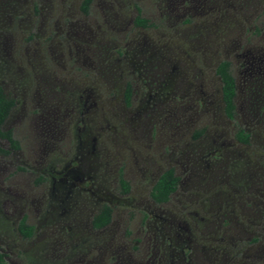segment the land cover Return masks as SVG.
I'll use <instances>...</instances> for the list:
<instances>
[{
    "label": "rangeland",
    "instance_id": "rangeland-1",
    "mask_svg": "<svg viewBox=\"0 0 264 264\" xmlns=\"http://www.w3.org/2000/svg\"><path fill=\"white\" fill-rule=\"evenodd\" d=\"M82 1L0 0L3 129L20 143L0 158L7 264H264V0ZM170 168L178 189L157 205Z\"/></svg>",
    "mask_w": 264,
    "mask_h": 264
},
{
    "label": "trees",
    "instance_id": "trees-1",
    "mask_svg": "<svg viewBox=\"0 0 264 264\" xmlns=\"http://www.w3.org/2000/svg\"><path fill=\"white\" fill-rule=\"evenodd\" d=\"M95 0H83L81 4V11L88 15L90 13L91 6ZM135 26L141 28H149V21L139 14L135 19ZM216 74L222 82V99L225 105V113L230 120L235 118V98L237 95L236 79L231 71V63L229 61H221L216 69ZM131 88L126 91V101L129 104L131 98ZM16 106V102L10 99L5 94L3 88L0 86V139L6 140L10 144V150L2 147L0 144V158L7 156L12 150H19L20 143L14 137L12 131H4V125L8 120L12 110ZM203 133V130L198 132L194 138H199ZM236 139L243 143L248 144L250 142V134L243 129H240L235 134ZM179 177L176 176L174 169L170 168L164 171L157 182L151 189L150 196L152 200L157 204L168 203L171 200L172 195L177 191L179 185ZM119 187L123 195L130 193L131 185L124 179L123 174L119 178ZM113 219V209L109 205H104L93 217L92 228L95 230H101L107 227ZM19 232L24 238H30L35 232V228L30 226L26 222L24 217L19 224ZM0 264H7L5 255L0 250Z\"/></svg>",
    "mask_w": 264,
    "mask_h": 264
},
{
    "label": "flooded vegetation",
    "instance_id": "flooded-vegetation-1",
    "mask_svg": "<svg viewBox=\"0 0 264 264\" xmlns=\"http://www.w3.org/2000/svg\"><path fill=\"white\" fill-rule=\"evenodd\" d=\"M82 2H83V1H82ZM93 3H94V2H93ZM81 4H82V3H81ZM0 86H1V85H0ZM1 87H2V86H1ZM2 88H3V87H2ZM3 90H4V89H3ZM179 183H180V180H179ZM153 186H154V185H153ZM178 186H179V185H178ZM151 189H152V188H151ZM150 192H151V191H150ZM175 193H176V192H175ZM175 193H174V194H175ZM128 194H129V193H128ZM126 195H127V194H126ZM172 196H173V195H172ZM150 197H151V196H150ZM171 198H172V197H171ZM151 199H152V198H151ZM152 201H153V200H152ZM153 202H154V201H153ZM154 203H155V202H154ZM155 204H157V203H155ZM164 204H166V203H164ZM164 204H157V205H164ZM105 205H106V204H105ZM103 206H104V205H103ZM103 206H102V207H103ZM109 206H110V205H109ZM102 207H101V208H102ZM110 207H111V206H110ZM111 208H112V207H111ZM110 224H111V223H110ZM110 224H109V225H110ZM109 225H108V226H109ZM18 228H19V227H18ZM105 228H106V227H105ZM103 229H104V228H103ZM101 230H102V229H101ZM34 233H35V232H34ZM33 235H34V234H33ZM30 238H31V237H30ZM2 253H3V252H2ZM5 258H6V257H5Z\"/></svg>",
    "mask_w": 264,
    "mask_h": 264
}]
</instances>
